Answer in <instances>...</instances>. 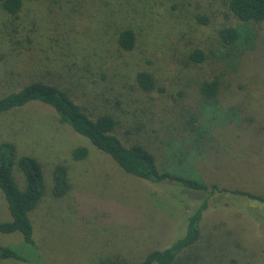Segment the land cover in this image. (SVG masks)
Masks as SVG:
<instances>
[{"label":"rangeland","instance_id":"374dc122","mask_svg":"<svg viewBox=\"0 0 264 264\" xmlns=\"http://www.w3.org/2000/svg\"><path fill=\"white\" fill-rule=\"evenodd\" d=\"M30 3L26 18L41 13L56 37L40 50L19 51L23 44L15 37L8 40L10 22L0 7V94L56 63V76L74 100L94 116L102 110L113 113L118 136L125 143H142L160 170L264 194V45L251 56H225L215 30L237 20L224 18L220 0H147L137 11L129 0L122 13L114 14L140 26L129 50L118 46L115 33L103 30L100 10L86 0L85 7L67 0ZM73 5L77 10H71ZM202 14L212 15L211 20L201 23L196 16ZM26 18L21 13L18 24ZM196 47L207 54L201 62L188 59ZM140 69L153 73L155 88L141 89L135 79ZM219 71L230 85L213 98L202 96L200 82ZM191 111L199 116L194 132L184 125ZM0 140L13 141L17 156H35L44 179L42 197L30 212L35 248L18 231H0V245L29 261L5 258L0 264H102L115 253L120 262L140 259L179 236L185 216L205 195L174 181L150 182L124 172L39 101L0 114ZM78 145L89 152L76 160L71 150ZM58 163L66 165L70 183L62 196H54L51 187ZM12 170L22 188L15 162ZM9 218L0 189V221ZM215 224L225 241H240L241 264H264L260 202L228 191L214 193L201 226L207 232Z\"/></svg>","mask_w":264,"mask_h":264},{"label":"trees","instance_id":"16d2710c","mask_svg":"<svg viewBox=\"0 0 264 264\" xmlns=\"http://www.w3.org/2000/svg\"><path fill=\"white\" fill-rule=\"evenodd\" d=\"M32 1L48 3L58 0H0V7L5 9L10 22L8 40L23 44L19 51H30L47 46V40L56 37L51 27L43 21L41 13L37 18H26L31 12ZM92 8L100 10L99 21L103 30L115 33L120 48L129 50L134 47L139 36L140 26L130 22L128 17H116L115 10L123 12L129 0H86ZM133 1V8L141 9L142 3ZM225 8L224 18H235L237 22L224 23L215 30L217 42L225 50V56L243 58L258 53L264 45V0H220ZM77 6H84V0H67ZM175 4H172L174 6ZM177 5V4H176ZM117 8V9H116ZM24 10V11H23ZM71 10H77L72 6ZM137 11V9H136ZM25 16V23L18 19ZM78 13L77 15L81 14ZM212 16V15H211ZM210 15H197L201 23H208ZM35 24V25H34ZM70 29V28H69ZM139 29V30H138ZM12 44V43H10ZM212 50L210 51V53ZM188 59L201 62L207 54L201 47L188 53ZM56 66L57 64L54 63ZM56 66L52 70H41L39 76L30 78L15 89L0 94V114L29 102L39 101L51 106L60 122L68 124L75 132L87 138L98 150L109 154L118 166L126 173L150 182L170 180L179 186L200 190L205 195L184 218V228L179 236L163 247L148 250L140 259L123 261L120 254H113L102 261V264H241L238 252L242 248L240 241L231 244L225 241L223 231L215 224L213 230L204 232L201 226L203 212L208 207V198L214 193L229 192L249 199L257 200L264 210V194L239 188H226L216 183H206L197 176H186L171 171L160 170L154 154L140 142L125 143L116 133L117 117L102 110L95 116L88 109L77 103L68 88L61 85L60 74L56 76ZM44 71V72H43ZM135 79L143 91L155 88L156 79L152 72L140 69ZM230 84L224 73L219 71L199 84V91L206 98L217 96L218 92ZM186 128L190 132L197 129L199 116L197 111L184 115ZM182 124V125H183ZM89 149L85 145L72 148L73 159H83ZM16 163L23 175V187L20 188L14 179L13 165ZM67 167L62 163L55 164L53 169L52 194L62 196L68 193L70 183ZM44 179L42 165L33 155H16V144L11 140H0V189L4 194L10 218L0 221L1 232L18 231L23 240L35 248L33 225L30 212L42 197ZM222 233V234H221ZM244 249V248H242ZM245 252V250L243 251ZM12 258L18 261H29L14 248L0 245V259ZM30 260H33L30 258ZM38 261V260H37Z\"/></svg>","mask_w":264,"mask_h":264}]
</instances>
